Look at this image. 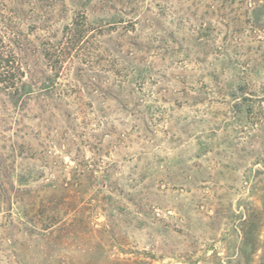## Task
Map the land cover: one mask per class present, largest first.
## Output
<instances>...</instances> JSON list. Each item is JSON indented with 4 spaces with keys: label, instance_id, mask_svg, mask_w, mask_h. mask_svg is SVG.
<instances>
[{
    "label": "rangeland",
    "instance_id": "1",
    "mask_svg": "<svg viewBox=\"0 0 264 264\" xmlns=\"http://www.w3.org/2000/svg\"><path fill=\"white\" fill-rule=\"evenodd\" d=\"M40 6L0 0V163L13 167L0 172L12 188L6 220L23 210L35 221L50 197L38 186L68 180L76 149L89 158L96 148L83 201L89 229L119 211L144 223L118 224L128 236L107 248L111 261L264 264V0ZM75 21L87 27L78 41ZM57 42L54 70L44 55ZM39 142L46 164L35 181ZM249 220L251 250L242 245ZM2 237L0 264H109L82 244L9 227Z\"/></svg>",
    "mask_w": 264,
    "mask_h": 264
},
{
    "label": "trees",
    "instance_id": "2",
    "mask_svg": "<svg viewBox=\"0 0 264 264\" xmlns=\"http://www.w3.org/2000/svg\"><path fill=\"white\" fill-rule=\"evenodd\" d=\"M36 2L40 3L41 5L45 4V6H40L39 8L45 9L49 7V3L53 2L54 0H35ZM57 2H61L62 0H56ZM71 1V4H77L79 0H68ZM40 10V11H41ZM69 31L72 33V39L79 40L84 36L87 32V27L84 25L78 24L77 21L72 23L70 26ZM53 51V55L46 53L44 58L48 60L49 66L51 69H57L61 63L58 59L59 54L63 51L59 49L61 46V42H57ZM54 46V45H53ZM53 57V58H52ZM48 91L53 89V85H49L45 87ZM11 89V88H10ZM17 88H14L16 91ZM16 144L8 145L7 151L12 152V147ZM39 146L38 153L35 155V159L40 160L38 165H35V181L40 180L41 176L43 175V163L46 164L45 158L41 156V143L37 144ZM5 150V149H3ZM95 150L94 154L86 158L85 155L79 153L76 149L75 154L71 157L74 166L70 169V178L68 180H60L55 181L54 184L46 183L45 185L38 186L41 190H50L48 198H46V202L42 201L43 199L39 200L38 208L35 214V221L32 218H28L24 211H21L22 218L14 220H6L10 217L9 214L12 210V203L7 197V193L9 190H12L11 183L5 181L4 183L0 182V246H2V234H5V231L9 228L13 230L15 235L22 234L28 237L35 235V238L38 240H44L45 242L52 240L53 245L57 244H64L63 246H71V244H82L84 246H89L90 248H94L99 251L102 257L105 258L107 263L109 264H118V262L111 261L107 254V248L115 244L116 242L120 243L123 239L127 238L128 233L127 231H119L118 224L121 222L125 223V227L133 226V223L140 222L139 225L144 224L142 219L138 217L130 216L129 218H123L120 216L122 211L118 212L116 216L109 215L107 219H109V225L107 227H103L101 229H89L87 223V215H85V211L87 208L83 201L85 200V196L88 194V185L86 182L89 183L90 178L94 175L97 169V158L96 152L98 149ZM4 157V156H3ZM2 158V154L0 155V161ZM4 159H6L4 157ZM99 159V158H98ZM13 167L11 165L3 166L0 163V172L1 174H10V171ZM31 173H25L21 175L20 178H26V176H30ZM29 179V178H28ZM7 185L9 188H7ZM82 204V205H81ZM47 208L49 213L46 216L44 215V208ZM70 210L73 211L74 215L71 219H63V214H60L62 211ZM75 213L77 215H75ZM142 216H146V213L141 211ZM8 214V215H5ZM3 215H5L3 217ZM16 216V213L14 214ZM129 215V214H128ZM25 216V218H23ZM67 216V215H66ZM135 216V215H134ZM43 217V218H42ZM250 221V222H249ZM247 221V228L244 233L242 245L249 250L253 249L255 245V240L249 236V233L252 230L253 223L251 220ZM245 223V224H246ZM244 225V224H243ZM50 228H52L50 230ZM50 230L49 234H46V231ZM5 238V237H4ZM5 243V242H4ZM56 264H68L61 262V260H57ZM247 264V261L244 263Z\"/></svg>",
    "mask_w": 264,
    "mask_h": 264
}]
</instances>
